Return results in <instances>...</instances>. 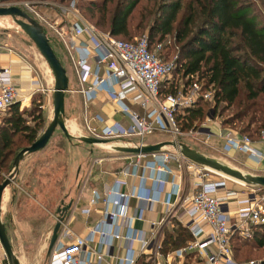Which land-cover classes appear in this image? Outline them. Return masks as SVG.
<instances>
[{
  "label": "built area",
  "instance_id": "1",
  "mask_svg": "<svg viewBox=\"0 0 264 264\" xmlns=\"http://www.w3.org/2000/svg\"><path fill=\"white\" fill-rule=\"evenodd\" d=\"M74 3L72 1L71 5L74 6ZM16 7L35 20L40 18L28 5ZM46 24L61 36L50 23ZM68 32L64 45L78 82L74 92L82 95L86 109L98 99L99 94L106 95L114 111L129 121L126 125L120 122L108 125L100 115L90 117L86 110L84 127L81 128L85 137L110 142L114 147L129 148L147 145L146 139L157 133L178 137L182 132L175 114L178 111L184 113L200 99L212 101V91L203 89L198 82H192L176 94L161 95V86L172 75L175 64L173 60L171 63L162 60V44L157 45L156 51H151L147 35L134 41H123L82 21L71 23ZM20 100L9 70H1L0 112L8 110ZM131 105L139 106L141 113L132 110ZM207 121L211 122V119L207 117ZM202 127L205 142H212L209 126L203 124ZM75 132L79 133L80 130L77 128ZM222 139L226 152L238 151L257 163L264 162V154L252 149L250 137L226 131ZM258 140L264 143V130L260 132ZM170 147L164 146L152 154H130L133 157H129L128 165L121 170L122 177L115 180L105 195L101 196L96 189H92L88 204L80 213L90 216L101 202L103 208L99 211L98 224L83 237L65 230L62 241L58 240L51 250L49 264H104L115 241H125L128 246L124 255L114 257V264H138L141 255L159 256L162 227L170 223V218L176 217L178 209L183 210L187 218L183 225L192 240L173 251L176 259L191 256V264L195 261H198L197 264H260L261 261H235L231 237L237 233L243 239H250L251 228L247 226L264 224V196H257L252 191L244 198H237L234 191H226L231 180L188 160L178 149L169 150ZM183 173L191 174L194 181V192L190 197L183 195ZM127 178H135L137 183L129 185ZM220 191H223L222 195H219ZM133 199L147 204L159 201L163 205L162 217L159 221L150 222L146 232L134 229L133 223L145 221L144 213L148 208H138L135 215H130V202ZM175 200L180 203L178 201L176 205ZM231 201L237 204L233 214L226 208ZM0 264L8 262L2 257Z\"/></svg>",
  "mask_w": 264,
  "mask_h": 264
},
{
  "label": "trees",
  "instance_id": "2",
  "mask_svg": "<svg viewBox=\"0 0 264 264\" xmlns=\"http://www.w3.org/2000/svg\"><path fill=\"white\" fill-rule=\"evenodd\" d=\"M80 1L78 6L88 13L96 28L123 41H133V33L147 31L150 49L162 44L163 50H168L164 59L172 56L177 81L185 86L198 82L203 89L212 91L211 110L210 102L200 99L184 113L175 114L181 132L212 112L225 132L259 138L264 130V0ZM131 21L136 22L133 32ZM175 86L178 85H162L161 95L176 94ZM41 99L40 95L33 96L32 105L40 104ZM36 109L21 112L18 104L8 109L9 116L0 124V173L9 164L13 138L24 136L29 145L38 138L43 119L40 105ZM25 118L31 119L33 125ZM253 228L250 239L232 235L235 261H249L243 247L264 248V224ZM176 229V233H164L163 255L192 240L187 229ZM191 258L186 256L183 264H191Z\"/></svg>",
  "mask_w": 264,
  "mask_h": 264
},
{
  "label": "rangeland",
  "instance_id": "3",
  "mask_svg": "<svg viewBox=\"0 0 264 264\" xmlns=\"http://www.w3.org/2000/svg\"><path fill=\"white\" fill-rule=\"evenodd\" d=\"M72 1H75L74 6L71 5ZM80 2V0H66L65 2H61L60 0H0V7L28 5L34 9L40 16V18L36 21L43 27L49 39L50 46L60 60L61 64L64 62V64L72 66L64 45V40H66L69 35L68 29L71 23L75 21H82L92 27H95L92 21L89 20L88 13L78 6L80 5ZM46 22L50 23L57 30V32L61 34V36L47 26ZM135 23V21L130 22V29L132 32L135 27ZM96 29L103 32L100 28ZM147 34V31L133 33V41ZM120 38L126 39L123 37ZM6 41H8V43H15L16 49H14V47H12V49L16 54L21 52L26 54L27 59L31 63L33 74L40 77L44 87H47L48 85L50 87L51 84L50 91L52 92L53 78L45 60L39 54L33 42L10 17L0 18V44L4 45L6 44ZM9 48L11 49V47ZM156 48L157 44L151 46V51H156ZM0 51L3 53L8 52L5 47L0 48ZM167 51L168 50L165 49L162 50L161 58L165 63H171L173 60L172 56L168 60L164 59ZM63 67L66 70V74L69 76V68L65 65ZM177 78H179L178 75L173 72L169 79L163 83L164 88L168 85L170 86V84L178 85L175 86V92L177 93L187 87L181 80L177 81ZM74 89L76 90V87ZM37 92L32 94L30 99L27 100L23 96L22 100L16 104L19 105V110L21 112L37 111L36 105H40L43 124L38 130L39 137L44 132L52 118V99L51 97L46 98L41 96L42 99L40 104L35 102V104L32 105V98L33 96H37ZM27 96L28 95H26V97ZM207 102H210L208 103V108L211 110L212 101L208 100ZM67 103H69V107L67 106L64 114V121L67 130L75 137L83 135L81 133V128L84 127L82 118L83 115L80 114L81 109L79 108V110L77 108L80 103L78 97L74 100L67 97ZM9 113L10 112L8 110L0 112V124L4 121V119H6V117L9 116ZM207 117L212 118V112H209ZM207 117L200 122H196L191 129H187L186 131L182 130L181 136L174 137L170 134L157 133L154 136L149 137V139H146L145 144H149V142L164 141L181 142L187 146L189 145L192 149L195 148L203 155L212 158V153H215L214 148H219L220 146L214 143L212 144V142H205L204 140L205 131L202 129V125L205 124L209 126L210 129L212 125L211 122L207 121ZM25 119L29 124L33 125L31 119ZM74 124L78 130H80L79 133L71 132L70 129ZM200 129L201 132H199ZM197 133L202 135H197ZM25 139L26 138L24 136L13 138V146L10 151V159L8 162L9 164L6 169L2 170L0 173V184L10 174L13 168L12 160L15 155L20 150L30 146L25 142ZM106 144L111 143L107 142ZM169 150L176 151L177 148L174 149L170 147ZM217 151L220 153L218 155L220 158L218 157L214 159H217L220 162L236 169L232 163L225 159L228 158V156L225 155L222 150L220 152V150L217 149ZM117 152L118 151L113 147L104 148L100 145H85L77 140L70 141L66 139L60 129L57 128L47 145L42 150L24 157L19 164L18 174L14 183L8 186L5 190L4 195H6V198L3 196L1 204L2 224L4 225L12 251L18 259L19 264H49L51 252L48 253V247L53 229L57 222V210L59 208L66 207L71 198L76 197L78 190H80L78 178L79 176L81 178L84 176L82 172L86 171L87 166H90L92 161L93 165L100 166L98 164L100 162L96 161L97 157L101 158L110 155H120ZM76 174L78 177L77 179ZM190 175L187 173V178L188 176L190 177ZM229 186L233 190L237 191H247V189H252L255 191V195L260 197L264 196V187H251L232 180L230 181ZM247 227L251 228L252 233L254 228L250 225ZM176 228V223L174 220H171L164 228L163 234L166 232L176 233ZM63 238V228H61L58 232L57 241ZM242 250L247 251L246 260L264 261V248L258 250L257 248L252 247V245H249V247H243ZM2 257L6 259L1 247L0 258ZM152 264L156 263L153 262Z\"/></svg>",
  "mask_w": 264,
  "mask_h": 264
},
{
  "label": "crops",
  "instance_id": "4",
  "mask_svg": "<svg viewBox=\"0 0 264 264\" xmlns=\"http://www.w3.org/2000/svg\"><path fill=\"white\" fill-rule=\"evenodd\" d=\"M5 43L6 44L4 45L0 44V48L5 47L8 50L7 53H3L0 51V71L3 69L9 70L12 76V79H13V83L16 89L18 90L19 97L22 99V97L24 96L26 100L30 99L31 95L40 89V91H38L36 95L41 94L40 96H43L46 98L51 97L52 99V92L50 91L51 84H50V87L49 85L48 86L46 85L47 87H44L40 77L38 75L33 74L31 63L27 59L26 54L22 52L19 54L18 53L16 54L12 49V47L16 49L15 43L9 42L10 43L9 44L8 41H6ZM9 47H11V49ZM62 65L63 66L65 65L69 68V76H70L69 77L67 75L68 76V91L65 93V98H64V109L65 110L67 109V106L69 107V103H67V97H70L72 100L78 97V100L80 103H79V106H77V108L81 109L80 114L83 115L82 118L84 117V112H86L87 110V113L90 117L94 115H100L102 118L106 120V124L108 125H110L113 122H120L123 125H126L129 123L128 119L125 116L118 113L117 111H114L115 108L113 104L107 100V96L104 94H99L98 99H96L93 103H90L86 109L82 95L74 92L75 90L74 88L75 87L76 89L78 88V82H77V78L75 76L72 66L66 65L64 64V62ZM34 81H36L37 84H33ZM50 83H51V79H50ZM52 86H53V83H52ZM26 95L28 96L26 97ZM130 107L132 110L138 113H141V109L139 106L131 105ZM210 119L212 123L211 129H210L212 132V144L214 143L220 146L219 148L217 147L214 148L215 153H212V158H218V157L220 158V156H218L220 153L217 151V149L220 150V152L222 150V152L228 156V158H225V159L228 162L232 163L236 167V169L242 172H245V173H249V174L253 173L252 175L264 176L263 174L264 173V162L257 163L245 153H241V152L234 151V150L226 152L223 149L224 140L222 139V137L225 133V130L222 129L221 122L218 118L214 119L213 117L212 118L210 117ZM94 125H97L98 127L101 126L100 124H94ZM251 140H252V145H251L252 149H254L255 151L261 154H264V143H261L258 140V138H254ZM164 142H168V141H164ZM157 143H161V142H149V144L147 145L157 144ZM102 147L104 148L113 147L114 148L113 144L104 145ZM193 149L196 150L195 148ZM117 153L120 155L118 156L110 155V156L101 157V158L97 157L96 161L100 162L98 163L100 166L93 165L92 164L93 161H92L91 165L87 166L86 171L82 172L84 174L82 178L80 176L78 178L76 174V179L78 178V185L80 187L79 188L80 190H78V194H76V197L71 198L70 202L68 203V205L71 204V207L64 214L65 220L61 225V228H63V233L65 232V230L69 229L74 234L83 237V236H86L90 228L95 227L98 224L99 219H100L99 211L103 208V204L101 202L98 203V205L94 208V210L88 217L83 216L80 213V210L88 204V201L91 197L92 189H96L100 193V195L103 196L105 195L107 190L114 184L115 180L122 177L120 172L122 169L126 168V166L129 163L128 161L130 159L129 157H133V155H129V154L122 153V152H117ZM175 181L178 182V179H175ZM127 182L129 185L136 184L137 179L127 178ZM193 183L194 181L192 177L188 176L187 178V173H183L182 179H181V185L183 188L184 197H190L193 194L194 192ZM229 183L230 182H228V189H226V191L233 190L229 186ZM166 189L168 190L169 187L167 186ZM233 191L236 193L237 198H244L246 197L247 194L251 193L253 190L247 189V191L246 190H241V191L233 190ZM222 194H223V191H220L219 195H222ZM5 198H6V195H5ZM178 201L179 200H175L173 202L177 205ZM138 208H142V209L148 208L144 213L145 221H138V220L134 221L133 227L136 230H142L145 232L149 230L150 222L159 221V219L162 217V212L164 210L163 205L159 201H156L152 204H147L145 202L137 201L135 199L131 200L130 210H129L130 215H135ZM226 208H228L229 213L233 214L235 209L237 208V204L235 201H231L230 203L227 204ZM175 215H176L175 218H170V219L174 220V222L177 224L176 225L177 227L181 226L185 228L183 224L187 221L186 220L187 218L185 217L183 210H180V209L176 210ZM57 217H58V214H57ZM167 224L168 223H166V225L162 227V230L159 236L160 240H162L164 236L163 230L167 226ZM122 232H123V229H122ZM60 241H62V239H60ZM91 246L95 248L96 245H91ZM127 246H128V243L125 241H115L113 247L110 249V252L108 253L106 257L104 264H107V262L112 264L114 262L115 256L124 255V250H125V247ZM134 247H137V244H134ZM173 251L166 255H163L161 252L159 256L141 255L139 258L138 264L140 263L152 264L153 262L156 264H183L184 259H176L173 255ZM91 258L92 256L90 257V260ZM91 262H93V258Z\"/></svg>",
  "mask_w": 264,
  "mask_h": 264
},
{
  "label": "water",
  "instance_id": "5",
  "mask_svg": "<svg viewBox=\"0 0 264 264\" xmlns=\"http://www.w3.org/2000/svg\"><path fill=\"white\" fill-rule=\"evenodd\" d=\"M10 17L13 22L27 35V37L33 42L37 48L39 54L45 60L53 78V88H52V118L47 125L44 132L29 146L22 149L14 159L13 168L10 174L4 179L0 184V245L6 256L8 264H19L18 259L12 251V247L8 240V237L5 232L4 225L1 220V204L5 190L8 186L14 183L15 178L18 174L19 164L27 155L34 154L42 150L52 137L55 130L58 128L64 134L68 140H77L80 143L85 145H99L106 143V141L97 140L90 137L80 136L75 137L71 135L64 121V98L65 93L68 91V77L66 70L61 64L60 60L54 53L52 47L50 46L49 39L43 29V27L32 17L27 15L23 10L15 6L9 7H0V18ZM164 146H171L177 148L178 151L183 155V157L188 160L199 164L203 167H206L213 172L221 174L226 178L235 181L237 183H242L251 187H264V176L252 175L239 171L235 168L230 167L229 165L220 162L217 159L207 157L202 153L188 147L187 145L179 142H161L157 144L145 145L142 147L129 148V147H114L118 152L126 154H152L159 152ZM71 204L66 207L59 208L57 210V222L53 229L51 240L48 247V253L51 252L54 247L57 238L58 232L61 228L62 223L65 219V212L69 210ZM260 264H264V261H261Z\"/></svg>",
  "mask_w": 264,
  "mask_h": 264
},
{
  "label": "bare ground",
  "instance_id": "6",
  "mask_svg": "<svg viewBox=\"0 0 264 264\" xmlns=\"http://www.w3.org/2000/svg\"><path fill=\"white\" fill-rule=\"evenodd\" d=\"M70 130L73 133V132L77 131V127L75 125H73ZM104 145H110V144H100V146H104ZM4 197H5V195H4Z\"/></svg>",
  "mask_w": 264,
  "mask_h": 264
}]
</instances>
